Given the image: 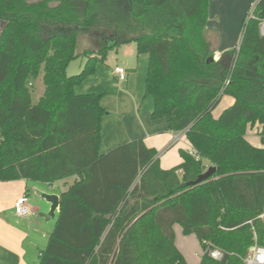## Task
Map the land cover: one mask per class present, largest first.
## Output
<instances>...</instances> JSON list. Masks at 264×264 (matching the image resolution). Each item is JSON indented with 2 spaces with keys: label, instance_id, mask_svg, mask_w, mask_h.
I'll return each instance as SVG.
<instances>
[{
  "label": "trees",
  "instance_id": "1",
  "mask_svg": "<svg viewBox=\"0 0 264 264\" xmlns=\"http://www.w3.org/2000/svg\"><path fill=\"white\" fill-rule=\"evenodd\" d=\"M209 4L0 0V181L74 178L37 264H188L176 225L198 238L199 264H245L255 240L264 246V0L243 20L240 49L218 60ZM82 35L88 46L78 53ZM129 43L148 57L152 119L185 132L194 152L180 150L174 168L163 169L143 139L100 154L104 96L76 92L111 49ZM81 56V72L68 75ZM224 96L235 102L217 117ZM249 126L261 147L246 139ZM210 167V179L190 185Z\"/></svg>",
  "mask_w": 264,
  "mask_h": 264
},
{
  "label": "crops",
  "instance_id": "2",
  "mask_svg": "<svg viewBox=\"0 0 264 264\" xmlns=\"http://www.w3.org/2000/svg\"><path fill=\"white\" fill-rule=\"evenodd\" d=\"M214 1L217 3L227 0ZM258 1L242 0V7L238 12V15H241L242 19L241 25L247 13L250 12L251 8ZM246 2L247 4H245ZM246 5L249 7V11L247 10L248 12L245 14L247 9ZM214 21L216 25H219L218 19ZM212 22V19L209 17L207 25L208 39L215 51V60H218L225 52L236 48L240 41L236 43L237 39H235L233 43L230 42L221 28L212 24ZM116 78L118 80L117 75ZM125 82L121 83L128 84V80ZM125 99L129 100L126 97ZM234 102L233 97L224 96L215 109L214 115L218 117L225 109L232 106ZM128 104L129 108L125 104L123 106L120 105L118 110L109 108V113L106 108V103L102 101V106L106 109L108 115L102 119L100 154H104L121 144L143 139L149 148H154L157 151L160 165L163 169L168 170L180 165L182 163L180 150H192L186 134L179 143H174L175 136L181 132H172L165 120L154 121L152 119L151 114L154 104L150 106L146 113L138 110L137 104L135 106L130 101ZM250 128L258 141L250 140L247 133L246 139L252 145L261 147L262 144L258 136V127L250 126ZM182 142L185 143L183 146H180ZM73 180L74 178H69L67 180L56 181L53 184L33 182L25 179L0 181V264L38 263L39 253L46 248L48 238L54 229L60 212V205L53 211L54 204L52 197H57L58 201H60L61 193L67 189V186ZM24 194H27L29 197L32 213L27 218H20L14 212V204Z\"/></svg>",
  "mask_w": 264,
  "mask_h": 264
},
{
  "label": "rangeland",
  "instance_id": "3",
  "mask_svg": "<svg viewBox=\"0 0 264 264\" xmlns=\"http://www.w3.org/2000/svg\"><path fill=\"white\" fill-rule=\"evenodd\" d=\"M241 2L242 0H227L225 2L216 3V1L211 0L209 4V17L213 21L212 24L221 28L226 38L232 43L235 39H237L236 43H239L241 37L240 26L242 19L241 15H238L242 7ZM245 4H247V2ZM253 7H255V5ZM248 8L249 7H247L245 14L249 11ZM238 16L240 21L238 20ZM215 19H218L219 25L215 24ZM84 36L85 35L81 36L78 53H81L82 50L88 46L87 42L84 40ZM85 63L86 59L83 56L73 60L68 67V75L75 76L79 74ZM117 65L125 68L128 84L121 83L117 80L115 75V67ZM147 67V55L138 54L135 43L113 48L108 52L106 63L98 64L96 73L89 76L83 84L77 87L76 92L79 94H103L104 97L102 101L106 103V108L109 113V108L118 110L120 105L123 106V104L129 108V101L135 106L137 104L138 110L146 113L150 106L154 104L153 98L151 96H146L144 91ZM34 89L36 97L43 91V85L40 79L35 82ZM125 97L129 100L125 99ZM247 134L250 140L255 142L258 141L250 126L247 129ZM184 143L185 142H182L180 146H183ZM203 162L206 164V167L210 166L206 160ZM175 232L176 244L182 251L186 262L188 264H199L204 250L198 238L195 235L185 236L180 225L175 226Z\"/></svg>",
  "mask_w": 264,
  "mask_h": 264
},
{
  "label": "built area",
  "instance_id": "4",
  "mask_svg": "<svg viewBox=\"0 0 264 264\" xmlns=\"http://www.w3.org/2000/svg\"><path fill=\"white\" fill-rule=\"evenodd\" d=\"M261 34L264 36V22L261 24L260 28ZM237 50L240 49V43L236 47ZM115 73L118 76V80L125 82L127 80V73L124 67L116 66ZM185 136V132L175 136L174 143H179L181 139ZM190 153L194 154L193 150H190ZM14 212L16 216L20 218H27L31 215V206L29 204V197L27 194H24L19 199L16 200L14 204ZM264 221V213L260 216ZM206 252L214 260H221L224 256V253L218 247L208 243L206 244ZM245 264H264V246L258 244L255 240V244L251 247L248 256L244 259Z\"/></svg>",
  "mask_w": 264,
  "mask_h": 264
},
{
  "label": "water",
  "instance_id": "5",
  "mask_svg": "<svg viewBox=\"0 0 264 264\" xmlns=\"http://www.w3.org/2000/svg\"><path fill=\"white\" fill-rule=\"evenodd\" d=\"M2 30H3V25H2V23H0V35H1ZM106 42L108 43V45L110 47H113V45L111 44L113 42H110L108 40ZM213 60L214 59H210V61H213ZM216 172H217V168L216 167H210L204 174L200 175L199 178L196 181L190 183V185L198 186V185L202 184L203 182L207 181L208 179H210ZM52 201H53V204H54L53 211H55L56 208L59 205L58 198L57 197H52Z\"/></svg>",
  "mask_w": 264,
  "mask_h": 264
}]
</instances>
